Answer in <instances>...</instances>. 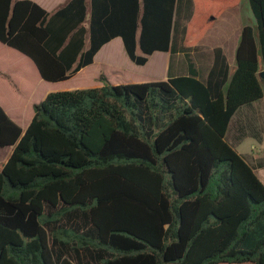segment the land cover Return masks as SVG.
Masks as SVG:
<instances>
[{
  "label": "trees",
  "instance_id": "trees-1",
  "mask_svg": "<svg viewBox=\"0 0 264 264\" xmlns=\"http://www.w3.org/2000/svg\"><path fill=\"white\" fill-rule=\"evenodd\" d=\"M247 1L254 23L232 74L215 47L205 80L187 52V74L166 80L112 84L100 73V86L48 92L25 129L0 105V147H12L0 264H264V183L225 140L233 114L264 94V0ZM239 2L68 0L47 11L0 0V43L61 82L117 36L136 65L172 54L177 32L188 51Z\"/></svg>",
  "mask_w": 264,
  "mask_h": 264
},
{
  "label": "crops",
  "instance_id": "crops-1",
  "mask_svg": "<svg viewBox=\"0 0 264 264\" xmlns=\"http://www.w3.org/2000/svg\"><path fill=\"white\" fill-rule=\"evenodd\" d=\"M32 1L36 2L38 5H40L47 11H54L55 9L66 3L68 0ZM242 1L243 0H240V2L236 6L224 9L222 12H220L217 17L211 18L210 22L205 27L204 77L200 79L205 80L207 77L208 71L213 62V48L215 47H220L222 49L229 64V70L231 66L235 65V49L240 37L241 29L246 23L241 18ZM88 5L89 0H86V6L88 7ZM183 21L184 16L182 13L180 17V22ZM253 23L254 21L252 20V24ZM87 42L88 41L86 39V46ZM2 51L3 50L0 47V55L2 54ZM123 53H125V51L123 48L122 40L119 36L114 37L109 42L102 45V47L94 55L93 62L90 65L86 66L92 67L96 64H99L101 66L98 71V74H96V80L93 86H100L103 84V82L98 79V75L100 73H103L106 80L110 83H117L116 79L118 78V76L116 75L121 72L123 64L126 63V59ZM137 53L142 54L139 49H137ZM22 58L26 57L23 56ZM139 66L148 69V71L150 72L149 74H144L142 78L151 80H166L169 75H184L188 72L187 71L183 74H178V65H174V63L172 62L171 53L169 51H154L148 56L147 62L144 65ZM84 68L80 69L77 73L83 71ZM34 69L36 73V77H34V79H36L39 83L43 82L44 84L51 86H60L64 84V81H45L39 76L35 66ZM260 75L262 78H264L263 71L260 72ZM19 77L21 79H19ZM25 78V71L21 66L17 65L16 63H11L10 61L6 64L0 63V105L3 107L6 113L17 124L21 126L22 129H25L28 125L33 115V111L28 110L27 105L26 107H23L21 105L13 106L10 101L7 100L6 97H10L12 100H17L21 98L19 94L22 93L21 90L24 86L23 83L25 82ZM47 93L48 92L43 95V98ZM261 100L262 98L252 102L249 105H245L239 108L231 117L227 131L225 133V140L239 154L244 157V159L250 164L252 168L264 166V138H259V136L251 128V125H255L256 121L259 120V115L261 113L263 114L264 118V102H262ZM234 118L236 121V127L234 129L231 139H228L227 136L229 128ZM261 134L264 135L263 133ZM246 138H248L246 148H241L240 150H237L236 147H239L241 142H243ZM11 151V146L0 147V170Z\"/></svg>",
  "mask_w": 264,
  "mask_h": 264
},
{
  "label": "rangeland",
  "instance_id": "rangeland-1",
  "mask_svg": "<svg viewBox=\"0 0 264 264\" xmlns=\"http://www.w3.org/2000/svg\"><path fill=\"white\" fill-rule=\"evenodd\" d=\"M201 10L204 11V5H202ZM241 18L247 24L248 23L252 24V20L254 21V17L249 8V4L247 0L242 1ZM182 23H185V19ZM174 45H175V51L171 54V60L174 63V65L175 64L178 65V68H179L178 74H183L187 72V60L185 57V52H187L191 61L197 68L199 78L204 77V58H205L204 57V34H202L201 36L197 38V42L191 46L190 50L183 51L182 42H181V33L177 32ZM0 47L3 50L2 54L0 55V63L6 64L9 61L11 63H16L17 65L23 68V70L25 71V77H26L25 82L23 83L24 86L22 87V90H21L22 93L19 94L21 98L17 100H12L8 96L6 98L7 100L10 101V103L13 106L21 105L23 107H26L27 105V109L32 110V111H33V103H37L40 100H42L43 95L46 92L93 86L96 80L95 79L96 74H98V71L101 68L99 64H96L92 67H86L84 68L83 71L77 73L72 78L65 80L63 85H60V86L46 85L43 82L39 83L36 79H34V77H36L35 76L36 73H35V69L31 61H29L27 58H25V60L21 59L23 57L22 54L15 51L14 49H11L5 45H2L1 43H0ZM123 55L126 59V63L123 64L121 72L116 75L118 76V78L116 79L117 83L143 82V81L151 80V79L142 78L144 74L150 73L148 69L142 68V66L136 65L133 62H131L127 58V55L125 53H123ZM19 79L21 78L19 77ZM261 101L264 102V95ZM235 127H236V121L234 118L229 128V132L227 136L228 139H231ZM251 128L259 136V138H264V135L261 134V133L264 134V118H263L262 113L259 115V120L256 121V124L251 125ZM247 142H248V138L244 139V141L241 142L239 147H236V149L240 150L241 148H246ZM253 171L257 175V177L264 183V166L257 167V168L254 167ZM219 264H228V263H219ZM243 264H249V263H243Z\"/></svg>",
  "mask_w": 264,
  "mask_h": 264
},
{
  "label": "water",
  "instance_id": "water-1",
  "mask_svg": "<svg viewBox=\"0 0 264 264\" xmlns=\"http://www.w3.org/2000/svg\"><path fill=\"white\" fill-rule=\"evenodd\" d=\"M235 70V65L230 67L229 73L232 74V72ZM262 74V73H261Z\"/></svg>",
  "mask_w": 264,
  "mask_h": 264
}]
</instances>
